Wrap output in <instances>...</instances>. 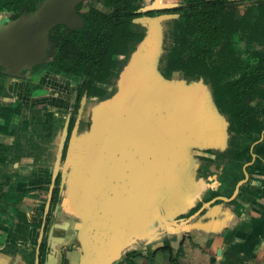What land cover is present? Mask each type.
Segmentation results:
<instances>
[{
    "label": "water",
    "instance_id": "1",
    "mask_svg": "<svg viewBox=\"0 0 264 264\" xmlns=\"http://www.w3.org/2000/svg\"><path fill=\"white\" fill-rule=\"evenodd\" d=\"M80 1L42 0L35 11L3 25L2 73L22 78L17 72L40 63L50 48L47 35L51 27L79 28L83 21L76 5ZM172 6L154 1L142 10ZM177 17L164 13L135 18L144 34L121 66L114 91L90 103L84 93L69 136L71 115L66 118L46 201L47 212L59 175L58 195L68 188L60 204L69 207L68 214L76 220L74 241L62 248L65 260L66 251L78 247L79 264H111L144 223L164 219V210L185 209L188 215L197 199L194 189L201 185L193 178L197 167L193 149L226 146V140L221 142L227 135L226 121L210 100L207 87L165 78L160 71L166 32L162 24ZM208 134L210 142L203 144ZM251 157L254 160L255 154ZM200 214L196 210L183 222L189 228L204 227L197 220L190 222L197 215L201 220ZM51 237L49 249L62 240Z\"/></svg>",
    "mask_w": 264,
    "mask_h": 264
},
{
    "label": "crops",
    "instance_id": "2",
    "mask_svg": "<svg viewBox=\"0 0 264 264\" xmlns=\"http://www.w3.org/2000/svg\"><path fill=\"white\" fill-rule=\"evenodd\" d=\"M36 80L39 88L31 87L28 92L20 82L8 81L3 86L4 99L18 97L27 108L9 120H0V186L19 179L15 191L20 195L11 204L16 201L21 210L5 205L11 201L8 199L0 213V247L8 244L16 248L1 252L0 264H61L62 248L74 241L76 233V220L68 214L69 207L60 204L68 188L65 186L58 195L59 175L53 185L59 208L55 216L54 205L51 207L45 225L57 145L74 90L48 77ZM71 127L69 123L68 136ZM252 153L256 158L248 163L210 155L205 172H198V153H194L197 167L193 178L201 183L194 189V208L188 215L185 209L164 210L163 220L144 223L111 264H264V139ZM196 210L203 216L199 220L197 215L190 222L197 220L204 227L189 228L190 224L183 221ZM51 234L62 240L49 249ZM41 241L45 243L42 252ZM65 255L67 264H79L78 247Z\"/></svg>",
    "mask_w": 264,
    "mask_h": 264
},
{
    "label": "trees",
    "instance_id": "3",
    "mask_svg": "<svg viewBox=\"0 0 264 264\" xmlns=\"http://www.w3.org/2000/svg\"><path fill=\"white\" fill-rule=\"evenodd\" d=\"M21 0L0 2L1 8H17ZM23 9L11 15H26L35 11L42 0H22ZM101 7H90L83 15V29L69 31L63 26L51 30L53 47L44 67H51L59 72H71L78 82L77 100L82 95L102 89L94 83H105L111 75L114 78L117 69V56L121 55L129 42L137 43L144 34V28L137 24L138 31L132 30V18H137L134 10L139 8L138 0H101ZM175 13L177 18L174 29H168L164 35V52L160 59V71L165 78L176 76L184 80L197 79L199 76L222 79L229 75H239L228 85L231 95L227 97L226 110L229 114L231 128L235 133H245L249 141H255L256 135L264 128L255 115L251 105L255 99L264 100V0H183ZM22 5V4H21ZM243 7L240 13V7ZM240 17H237V13ZM139 17V16H138ZM67 31L68 34H65ZM181 33V34H180ZM241 33L246 41L258 45L259 49L249 52L254 60L252 64L242 63L233 48V36ZM51 47V45H50ZM135 45L132 47L134 49ZM215 48L213 53L212 49ZM132 49V50H133ZM123 54V53H122ZM211 55V62L206 60ZM42 66H35L39 71ZM0 66V80L3 78ZM116 79V78H115ZM110 85V82H109ZM3 86L0 82V120H9L20 114L26 105L16 102L10 104L2 101ZM250 145L247 144L237 155L238 161L251 159ZM57 192L55 188L54 194ZM53 194V195H54ZM15 183L0 186V213L4 203L14 210L19 207ZM57 198L54 197V203ZM163 249H168L165 247ZM61 264H67L62 258Z\"/></svg>",
    "mask_w": 264,
    "mask_h": 264
},
{
    "label": "flooded vegetation",
    "instance_id": "4",
    "mask_svg": "<svg viewBox=\"0 0 264 264\" xmlns=\"http://www.w3.org/2000/svg\"><path fill=\"white\" fill-rule=\"evenodd\" d=\"M84 1L85 0H81L76 5V13L83 21L82 25L79 28H77V29H81V28L83 29V26L85 25V21H84L83 15H84V13L86 11H88V9L90 7L94 6L92 4V5H89L88 7L84 8V6H83ZM154 1L164 2V3H171V4H174V6H172L170 8H164V9L148 10V11H145L144 13L139 12V10H138L139 8H137L136 10H134L133 13L136 12L137 13V17L138 16L139 17L140 16H156V15L164 14V13H175L176 12L175 10L179 7V6H176V3H174V2H170V1L167 2V1H163V0H151L149 3H147L145 5H148V4H150V3L154 2ZM145 5H143V6H145ZM81 9H83V10H81ZM19 16H15L14 19L18 18ZM134 19H135V17L132 18L131 22H132V24L137 25V23H134V21H133ZM63 26L65 28H67V30H69V31H74L76 29V28H69V27H67L64 24H58V25H55V26L51 27L49 29L48 35H47L48 36V42L51 45V47L49 49H47L46 57L40 63H37V64L33 65L32 68L25 69V70L21 69L19 72H17L18 74L24 75L22 78H19L18 76L13 75V74H11V75L4 74L3 78H1L2 81H3V85L2 86L5 87L6 86V82H8V81L19 82V81L26 80V79H31V78L36 80L38 77H37V73L35 74L34 67L35 66H42V68L44 67L43 66V62L46 59L47 60L49 59V52L51 51V48L53 47V44H54V40L50 36L51 33H52L51 30L54 29L55 27L63 28ZM143 30H145V29H143ZM64 33H65V31H64ZM129 45L127 47H129ZM117 64H118L117 66H119V64H120L119 60H118ZM123 64H125V63H123ZM122 65H120V66H122ZM120 66H119V70L121 69ZM48 68L49 67H46V69H48ZM40 69H41V67H40ZM119 70H118V72H119ZM118 72H117V75H118ZM13 73H14V71H13ZM30 74H32V75L30 76ZM238 76L239 75H229V76L223 77L222 79H219L218 77H215L214 81H211L210 78H208V79L206 77L204 78L203 76H199L197 79H192V80H186L185 79V81L187 83L196 82L197 84L201 83L202 85H206L208 87V91H209V94H210V100L212 101V103H214L217 111L222 115L223 119L226 121L225 130H226V134L227 135H226V146H225L224 149H218V148L216 150L215 149H210V148L193 149L196 154L198 153V155H197L198 156L197 158L199 160L198 172H200V171L205 172L206 171L205 167H207L208 164L211 162L210 155L217 154V156H225L226 158H228L229 161L231 159L237 161V158H236L238 156L237 154L241 152V149L244 148L247 145L246 142L249 141V139L246 138L245 133H235L232 130L231 122L229 120V114H228L227 110L225 109L226 106H227L226 105L227 104V97L231 95V92L227 90L226 85H228L232 81L236 80L238 78ZM177 79H183V78H180V77L177 76ZM78 89L79 88L76 87V89L74 90V92L76 91V97H77ZM2 95H3V93H2ZM12 101L15 102V103L16 102H20L21 104H23L19 100L18 97H14ZM262 103H264V100L255 99L254 102L251 105L254 107L255 115L258 117V120L264 126V104H263V108L260 109V107L262 106ZM255 135H256L257 139L255 141H252V142L249 141L248 142V144L250 145V149H249L250 154L252 153V150L254 149V147L256 145H258L264 139V128L260 131L258 136H257V134H255ZM236 136H240V137H238V139H235ZM201 141L202 140H199V142H201ZM208 142H210V135L209 134L205 138V142H203V144L204 143H208ZM237 146H239V147H237ZM255 158H256V156H255ZM251 160H252V157H251L250 161ZM203 167H204V169H203ZM11 183H15V189H16V187H17V185L19 183V179L16 178V179L12 180ZM54 190H55V187L52 189V194H51L50 202H49V208H48L46 216H45V225H46L47 221L50 218L51 207L54 205V195H53L54 194ZM44 246H45V243L43 241H41L40 245H39V251L40 252L43 251ZM11 248H13V247L8 246V244H3L2 247H0V253L1 252H9ZM13 249H16V248H13ZM15 251H17V250H15Z\"/></svg>",
    "mask_w": 264,
    "mask_h": 264
},
{
    "label": "rangeland",
    "instance_id": "5",
    "mask_svg": "<svg viewBox=\"0 0 264 264\" xmlns=\"http://www.w3.org/2000/svg\"><path fill=\"white\" fill-rule=\"evenodd\" d=\"M150 1L151 0H138L137 3L140 4V7L138 9L139 12L144 13V11L142 10V7H143V5L149 3ZM163 1L174 2V3H176V6H179V7L182 5L181 3L183 2V0H163ZM101 2H102L101 0H85L83 6H84V8H86L89 5L93 4L96 7H101L102 6ZM0 6H1V3H0ZM23 6H24L23 1L21 0V1L17 2V8L10 9L9 7H7L8 9H6V10L5 9L0 10V28L3 27V25H5L9 21H11L12 19H14V17H12L11 15L18 14L23 9ZM243 7L244 6L240 7V13L242 12ZM81 10H83V9H81ZM240 13L239 12L237 13V17H240V15H241ZM15 16H17V15H15ZM175 24H176V21H168L166 23H163L162 24V27L164 28L163 30H168L169 28L174 29ZM130 27L132 30H135V31L139 30L138 27L134 24H132ZM65 34H68V32L65 31ZM231 42L233 43V48L235 49V53L239 55V57L242 60V63H244V64L254 63V60L250 57L249 52L253 49H259L260 47H258V45L252 44L249 41H246L245 36L241 33H236L233 36V40ZM137 43L134 44V42L133 43L129 42L128 43V45L130 44L129 47H126V49L123 50V52H122L123 54L121 53V55L117 56V60H119V62H120L119 66L127 61L128 57H129V55L133 49L132 47L134 45L136 46ZM215 50H216L215 48L212 49L213 53L215 52ZM210 58H211V55L208 56V59L206 60V62L210 63L211 62ZM119 66L117 67V70L114 71L115 72L114 78L111 75H109L106 78L105 83H103V84L102 83H94V85L96 87H99L102 89L100 91L102 93H99L98 91L88 93L87 97L90 98L89 103L92 102L91 99L96 100V99H100L101 97H106L114 91L115 83H116L115 78L117 77V72L119 70ZM36 73H37V77L44 76V77L51 78L55 82H63L65 84L69 85L70 87H72L73 90H75L76 87H78V85H77L78 80H77V78L74 77V74L71 72L64 73V72H59V71H57L53 68H50V67L48 69H46V67L45 68L41 67V69L39 71L35 72V74ZM32 74H30V76ZM176 75L177 74L175 73V75L172 78L177 79ZM0 81L3 84L2 79ZM33 81H34V84H33ZM19 82H20V86L23 84L25 92H28L31 87L34 89H36L37 87L39 88V85H37V83H35V80L32 78L22 80ZM109 82H110V85H109ZM207 89H208V87H207ZM2 101L6 102V103H10V104H15V102H13L12 99H4L3 95H2ZM263 104L264 103H262V106L260 107V109L263 108ZM78 106H79V102H78L77 97H76L74 100H72V103H71V106L69 109V112L71 115L70 125H72L74 120H75V117L77 115ZM238 137H240V136H236L235 139H238ZM219 140H220V138H218V141ZM225 140H226V138H222L221 142H223ZM248 142L249 141H247L246 144H248ZM237 147H239V146H237ZM213 156H217V154H214ZM224 158H226V157L220 156V160H223Z\"/></svg>",
    "mask_w": 264,
    "mask_h": 264
}]
</instances>
